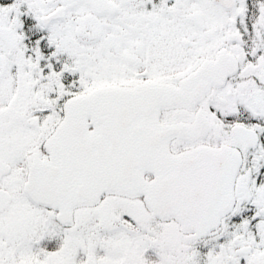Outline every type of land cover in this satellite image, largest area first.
Returning a JSON list of instances; mask_svg holds the SVG:
<instances>
[{
  "label": "snow or ice",
  "instance_id": "1",
  "mask_svg": "<svg viewBox=\"0 0 264 264\" xmlns=\"http://www.w3.org/2000/svg\"><path fill=\"white\" fill-rule=\"evenodd\" d=\"M0 264H264V0H0Z\"/></svg>",
  "mask_w": 264,
  "mask_h": 264
}]
</instances>
